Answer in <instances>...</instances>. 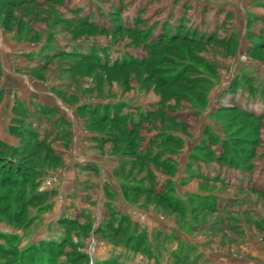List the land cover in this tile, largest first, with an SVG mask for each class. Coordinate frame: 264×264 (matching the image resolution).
Here are the masks:
<instances>
[{
	"label": "rangeland",
	"instance_id": "1",
	"mask_svg": "<svg viewBox=\"0 0 264 264\" xmlns=\"http://www.w3.org/2000/svg\"><path fill=\"white\" fill-rule=\"evenodd\" d=\"M3 49L0 264H264V0H0ZM67 114L126 163L66 183Z\"/></svg>",
	"mask_w": 264,
	"mask_h": 264
},
{
	"label": "crops",
	"instance_id": "2",
	"mask_svg": "<svg viewBox=\"0 0 264 264\" xmlns=\"http://www.w3.org/2000/svg\"><path fill=\"white\" fill-rule=\"evenodd\" d=\"M10 56V53L7 51V53L4 51V49L0 53V61L2 63L1 65V71L2 75H5V73H11L9 64L7 63V56ZM3 77V76H2ZM12 87L10 86H5L4 82L0 84V110L4 111L6 110V101L8 100V95L7 94H13L12 92ZM12 104V103H11ZM11 104L10 107H11ZM10 109V108H9ZM8 112V110H7ZM10 112V111H9ZM67 122L70 125V131H71V145L69 146V152L71 153V156L68 159L67 166H69V169L66 171L64 175V181L66 183H71L74 179V169L79 170L80 172L84 173V171H87L89 173L90 171L92 173H96L97 175L104 173V171L109 170V174H112L113 170V165L116 164V161H119L121 163H126V157H118V158H108V154L106 152L107 147H102L100 148H94L93 155H87V150L88 147L85 145L86 142H89L91 140H95L98 142L99 145L101 143L99 142V138H103L100 136H91L88 134L80 135L81 130H80V121L79 119H75L74 116H71L70 114H67ZM4 139H6V135L4 136ZM83 141V143H82ZM94 146L96 145L93 143ZM140 149H145L143 146L140 147ZM69 155V154H68ZM67 155V156H68ZM115 168V167H114ZM108 173V172H107ZM78 179L82 178L83 180H86V177H82L81 175H77ZM106 180V178H105ZM104 180V181H105ZM87 181V180H86ZM88 184V183H87ZM90 184V183H89ZM88 184V185H89Z\"/></svg>",
	"mask_w": 264,
	"mask_h": 264
},
{
	"label": "trees",
	"instance_id": "3",
	"mask_svg": "<svg viewBox=\"0 0 264 264\" xmlns=\"http://www.w3.org/2000/svg\"><path fill=\"white\" fill-rule=\"evenodd\" d=\"M101 119H102V117H101ZM129 122V121H128ZM125 127H126V131H127V133H129L130 131L129 130H127V125H125ZM108 139L106 138H102V139H99V142L100 143H103L104 141H107ZM133 142V141H132ZM131 143V142H130ZM130 143H126L125 144V146L126 147H128L129 148V144ZM131 144H133V143H131ZM124 146V147H125ZM0 147L2 148L3 147V145H2V143L0 142ZM125 147V148H126ZM140 147L141 146H139V148H138V150L136 151V153H135V155H136V157L137 158H143V157H145L146 156V149H140ZM127 149V148H126ZM131 150V149H130ZM223 154V153H222ZM224 155V154H223ZM222 155V156H223ZM222 156L220 157V159L222 158ZM219 160V159H218ZM8 162V163H7ZM0 166L2 167V168H6L7 170H9V172H15L16 174H17V176L19 175V171L17 172V171H15L16 169H18V166H20V163H18L15 159H13L12 157H9V156H4V155H2V154H0ZM19 170V169H18ZM9 176H11V173L9 174V175H7V177H9ZM15 182V181H14ZM126 191H128V190H137V191H145V190H147V191H151V189H148V187H145L144 189H143V186H141V185H130L129 183H126L125 184V186L123 187ZM159 194V193H158Z\"/></svg>",
	"mask_w": 264,
	"mask_h": 264
}]
</instances>
